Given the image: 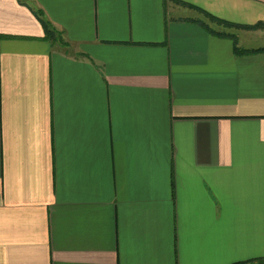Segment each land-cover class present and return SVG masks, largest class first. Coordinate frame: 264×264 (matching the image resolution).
Here are the masks:
<instances>
[{
    "label": "crops",
    "instance_id": "0c3cea01",
    "mask_svg": "<svg viewBox=\"0 0 264 264\" xmlns=\"http://www.w3.org/2000/svg\"><path fill=\"white\" fill-rule=\"evenodd\" d=\"M260 23L264 0H0V264L263 258Z\"/></svg>",
    "mask_w": 264,
    "mask_h": 264
},
{
    "label": "trees",
    "instance_id": "16d2710c",
    "mask_svg": "<svg viewBox=\"0 0 264 264\" xmlns=\"http://www.w3.org/2000/svg\"><path fill=\"white\" fill-rule=\"evenodd\" d=\"M205 16H207L210 20L212 21H216V22H219V23H223L225 24L224 21L222 20H219L211 15H209L208 13H205L203 12ZM257 27H264V24L263 23H260L256 26H254L253 28H257ZM213 32V31H212ZM48 35V37H51V38H54V33L53 31H49L48 33H46ZM218 35L220 36H224V34H221V33H217ZM255 51V50H253ZM236 52H248V51H245V50H239L238 48H236ZM233 264H264V257L263 258H256V259H251V260H248V261H244V262H238V263H233Z\"/></svg>",
    "mask_w": 264,
    "mask_h": 264
}]
</instances>
